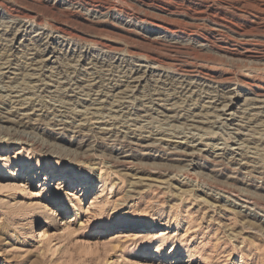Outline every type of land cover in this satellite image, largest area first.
Returning <instances> with one entry per match:
<instances>
[{
  "label": "rangeland",
  "instance_id": "obj_1",
  "mask_svg": "<svg viewBox=\"0 0 264 264\" xmlns=\"http://www.w3.org/2000/svg\"><path fill=\"white\" fill-rule=\"evenodd\" d=\"M0 264H264V0H0Z\"/></svg>",
  "mask_w": 264,
  "mask_h": 264
},
{
  "label": "bare ground",
  "instance_id": "obj_2",
  "mask_svg": "<svg viewBox=\"0 0 264 264\" xmlns=\"http://www.w3.org/2000/svg\"><path fill=\"white\" fill-rule=\"evenodd\" d=\"M2 2V1H1ZM79 2V1H78ZM122 10V9H121ZM201 12V11H200ZM119 13V12H118ZM103 17V16H102ZM258 18V17H257ZM31 19V18H30ZM33 20H34V18H33ZM24 21V20H23ZM29 22H30V20H28ZM220 25V24H219ZM166 27V26H165ZM170 29V28H169ZM172 29V28H171ZM164 30H165V28H164ZM231 30V29H230ZM168 31H170V30H168ZM172 32V31H171ZM245 35V34H244ZM241 38V37H240ZM37 47V46H36ZM241 57V56H240ZM155 59V58H154ZM145 60V59H144ZM151 62V61H150ZM161 66V65H160ZM199 74V73H198ZM80 76V75H79ZM85 84V83H84ZM198 88V87H197ZM215 94V93H214ZM261 96V95H260ZM259 101H260V99H259ZM33 104H34V102H33ZM87 107V106H86ZM215 110V109H214ZM75 114V113H74ZM80 115V114H79ZM3 126V125H2ZM130 127V126H129ZM132 127V126H131ZM17 130V129H16ZM15 133H17V131H15ZM203 133V132H202ZM201 133V134H202ZM169 139V138H168ZM193 139V138H192Z\"/></svg>",
  "mask_w": 264,
  "mask_h": 264
}]
</instances>
